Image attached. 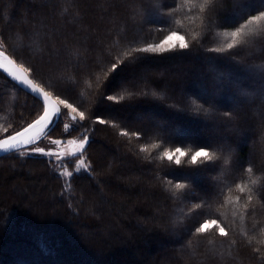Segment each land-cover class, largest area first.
<instances>
[{"label":"trees","instance_id":"16d2710c","mask_svg":"<svg viewBox=\"0 0 264 264\" xmlns=\"http://www.w3.org/2000/svg\"><path fill=\"white\" fill-rule=\"evenodd\" d=\"M202 2L195 0L193 10L190 0H175L171 16H161L158 4L168 12L172 0H0L8 55L33 67L35 81L53 96L85 113L83 127L64 133L59 119L48 135L89 136L83 151L89 170L74 172L67 183L45 158L0 157L3 184L12 169L34 171L33 184L44 181L32 205L25 196L0 194V264H264L258 243L264 199L257 191L264 183V31L254 29L225 53L207 51L223 47L230 40L225 32L264 7L261 0H214L201 12ZM166 23L185 36L188 50L146 54L105 78L129 45L158 43L167 33L155 28ZM217 73L225 75L219 87ZM229 77L239 85L223 86ZM101 93L124 100L108 101ZM201 105L209 111H196ZM41 112L42 101L0 72V134L25 127ZM195 145L216 152L215 167L194 172L195 166L159 159L164 149ZM142 146L150 151L140 152ZM186 176L192 187L182 195L167 183L188 185ZM237 183L253 189L250 203L246 196L236 202ZM221 189L225 195L217 196ZM201 199L208 206L189 215ZM206 218H218L229 235H194Z\"/></svg>","mask_w":264,"mask_h":264},{"label":"snow or ice","instance_id":"6c2138e0","mask_svg":"<svg viewBox=\"0 0 264 264\" xmlns=\"http://www.w3.org/2000/svg\"><path fill=\"white\" fill-rule=\"evenodd\" d=\"M193 3V10H195L196 4L195 0H190ZM214 4V0H203L202 3L199 5V10L201 12L205 11L206 7H209ZM175 0H172V6L168 12H164L163 4H158L156 11L159 12L161 16H171L172 12L175 11ZM261 6L264 7V0H261ZM180 22L177 21V24ZM254 29H260L264 31V10H259L257 14L252 15L249 14L246 19H244L243 23H240L238 27H235L233 31L225 32L224 36L230 37V40L221 48H208V52L212 53H225L229 50L236 48L237 46L241 45L244 42V38L251 34ZM157 33L163 34V38L159 40L158 43H149L146 44L144 47H132L131 45L128 46V50L122 53V57L117 56L115 62L111 63V66L105 72V78L107 79L108 76L112 75L116 72V70L124 65L134 66L140 60L148 59V55L146 54H155V55H163L165 53H177V52H184L188 50L190 45L187 42L184 35H181L179 31L172 30L168 24L158 26L155 28ZM195 39V37H193ZM212 59V58H210ZM0 70L3 73H7L8 77H11L12 81H15L17 85L21 86V88L25 92H29L33 94L34 99L38 101H42V112L34 119L31 123H28L26 127H23L21 130L14 131V133L10 132L9 128H4L3 132L5 133V138L0 139V151L8 152L10 150L22 149L29 145H36L37 142L44 136L47 135V130L49 126L53 124L54 119L56 121L65 113L62 109H67V117L69 121L72 123H65L64 130L68 132L69 129L73 127H83L82 124L79 122L84 121L86 119L85 113L80 111L78 107L74 106L70 103L67 99H62L59 95L53 96V93L47 91L45 87L42 86L41 83H37L33 78L35 75V69L31 66H25L24 63H18L16 59H13L11 56L8 55L7 51L5 50L4 39L0 36ZM260 77L264 79V72L259 73ZM225 80V75L222 73H217L216 80H214V85L216 87L221 86L223 81ZM219 81L220 83H217ZM97 83H100L99 77L96 80ZM229 85H239V81L228 78L227 84L223 86L227 87ZM91 87V84H89ZM103 87V84H101ZM242 88V86H240ZM147 92H144V95L147 96ZM246 95V93H244ZM102 98H106L108 101H123L124 97L114 96V95H107L106 97L103 96L101 93ZM204 99V103L210 102V97H200ZM196 111L200 112H208L209 110L204 108L202 105L196 108ZM225 118L231 119L232 114L230 112L223 113ZM100 124H105L107 121L105 119H98L97 121ZM120 135L122 136H134L137 139L140 138V133L132 132L129 133L128 131H121ZM88 142V137L83 136L79 141L76 140H69L68 144L76 145V151L73 153H68L67 155L76 157L79 161L77 171L84 169L87 170V165L85 164L84 159L82 158L83 150ZM51 144L53 145H60L62 142L60 140H51ZM162 145L160 144H152L151 149H159ZM206 145H195L193 148L185 151L182 146L174 147L173 149H164L160 155V160H166L169 162V165L175 164L176 166L181 165H191L195 166L194 172H199L200 170H208L209 168L215 167L217 161L220 157L217 156L216 152H210ZM225 146L222 144L220 146L221 152H223ZM34 153L43 154L47 157H56L57 160L64 159L63 156H59L55 151L45 150L41 147H34L31 149ZM140 152H148L150 151L149 147L142 146L139 149ZM21 155H25V152H21ZM246 171L248 173H252L253 169L249 166ZM72 172L69 171L67 168L63 170L61 176L63 177H70L72 176ZM186 179H189L190 183L188 185L184 183H173L171 179L167 181L168 184H171L178 193L181 195L183 194V190L187 189L191 191V178L190 176H186ZM255 181H252V184H255ZM236 191L240 194L236 196L235 200L238 202L242 197L246 196L247 201L250 203L253 199L251 194H248L253 191L252 188L249 187L248 184H241L237 183L235 185ZM259 195L262 199H264V183L260 185L257 189ZM225 195L223 190L221 189L217 196ZM226 204H232V199L225 200ZM207 200L201 199L200 202L194 203L192 209L189 211V215L191 212L196 210L203 209L207 207ZM223 206V205H222ZM246 207V205H245ZM235 215V213H234ZM213 231H218V235L220 237H227L229 232L226 231L225 227L221 225L218 221V218H206L203 219L202 222H198V226L194 228V235L196 236H204L209 234ZM260 244H264V240L258 241ZM254 251H259V249H254ZM264 258V256H262Z\"/></svg>","mask_w":264,"mask_h":264},{"label":"rangeland","instance_id":"374dc122","mask_svg":"<svg viewBox=\"0 0 264 264\" xmlns=\"http://www.w3.org/2000/svg\"><path fill=\"white\" fill-rule=\"evenodd\" d=\"M62 111L65 113V115H62L60 117L61 128H62V131L64 133H67L64 130V124L65 123H72V122L69 121V119L67 117V111L68 110L62 109ZM51 126L52 125H50L49 128ZM71 129H69V130H71ZM10 132L14 133V131H11V130H10ZM81 135L89 137L87 134H85L83 132ZM81 135L65 140V139L58 138L57 135H55V134H53V135L47 134L46 136L42 137L37 142L36 145H30V146L26 147L25 149H23L19 152H16V153L20 154L21 152H25L26 154L22 155V156H36V157H42V158L47 159L51 163V166L53 167L54 171L57 172L59 176H61V173L63 172V170L65 168H67L72 173L88 171L89 170V163L86 160L84 153H82V158L84 159L85 164L87 165V170L81 169L79 171H77V167H78V163H79L78 159L76 157L67 155L68 153H73L76 151V145L68 144V141L69 140L79 141L83 137ZM4 137H5V133L2 130V132L0 134V139H2ZM51 140H60L62 143L60 145H53L50 143ZM88 142H89V138H88ZM88 142H87V144H88ZM87 144H86V146H87ZM86 146H85V148H86ZM34 147H41V148H44L46 151L47 150L55 151L59 156H63L64 159L57 160L56 157H47V156H44L43 154L34 153L31 151V149ZM68 163H73L72 170L68 166ZM7 175H9L7 177H10V179H8V182L3 184L2 181L0 180V194H1V196L2 195L8 196L9 194H14V196H19V195L25 196L24 201L27 202L26 205H32L34 203V201H37L38 196H39V198L41 197V190L44 187V181H43V179H39V182H37V184H35V183L33 184V182L36 180L35 179L36 177H35L34 171H32L31 169H25V170H23V172H21L20 169L19 170L12 169V170H10V173ZM61 177L67 183L71 176L70 177L61 176ZM39 188H41L40 194H37L36 192L38 191ZM32 196H34V197H32ZM44 197L45 196H43L41 198L42 201L43 202L48 201V204H49L51 202V200L48 197L44 199Z\"/></svg>","mask_w":264,"mask_h":264},{"label":"water","instance_id":"95a60500","mask_svg":"<svg viewBox=\"0 0 264 264\" xmlns=\"http://www.w3.org/2000/svg\"><path fill=\"white\" fill-rule=\"evenodd\" d=\"M0 72L5 76V77H7L8 79H10L11 81H12V79H11V77H8V75H7V73H3L2 72V70H0ZM14 83H16L15 81H13ZM19 86V85H18ZM21 87V86H20ZM29 93V92H28ZM31 95H33V94H31ZM60 119V118H59ZM58 121H56L55 119H54V121H53V124H52V126L49 128V130H47V134H48V132L51 130V128L57 123ZM27 126V125H26ZM25 126V127H26ZM21 130V129H20ZM5 138V137H4ZM4 138H2V139H4ZM30 146V145H29ZM26 147H28V146H26ZM25 147V148H26ZM25 148H22V149H16V150H10V151H8V152H4V151H0V157H3V156H7V155H10V154H12V153H16V152H19V151H21V150H23V149H25Z\"/></svg>","mask_w":264,"mask_h":264}]
</instances>
